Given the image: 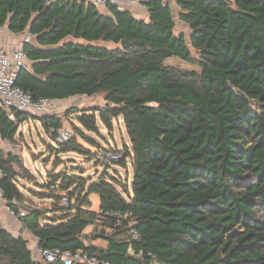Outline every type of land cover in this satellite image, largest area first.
<instances>
[{
  "label": "trees",
  "instance_id": "16d2710c",
  "mask_svg": "<svg viewBox=\"0 0 264 264\" xmlns=\"http://www.w3.org/2000/svg\"><path fill=\"white\" fill-rule=\"evenodd\" d=\"M177 4L189 41L176 34L164 0L145 2L148 20L113 4L102 13L86 0H0V25L30 28L47 47L24 43L32 63L17 84L35 98L100 95L104 105L66 110L75 134L95 143L88 132L122 122L129 138L118 163L131 161L130 186L117 187L108 171L90 184L62 171L40 197L46 208L26 200L18 159L0 146L2 197L15 214L25 210L20 220L40 247L83 250L111 264H264V0ZM172 56L196 68L167 64ZM13 113L0 107L3 141L23 120L38 119L55 140L52 128L63 126L60 113ZM57 142L59 154L90 153L74 135ZM0 264L64 263L36 260L29 240L0 221Z\"/></svg>",
  "mask_w": 264,
  "mask_h": 264
},
{
  "label": "rangeland",
  "instance_id": "374dc122",
  "mask_svg": "<svg viewBox=\"0 0 264 264\" xmlns=\"http://www.w3.org/2000/svg\"><path fill=\"white\" fill-rule=\"evenodd\" d=\"M166 63L182 68H196L194 64L186 62L178 56L167 58ZM98 105H104L102 96L95 95L88 97L78 95L63 103H59L55 107L56 112L63 115V126L71 131L74 138L85 149L90 150V153L87 155L77 152H61L59 154L57 150L59 143L47 132L38 119L20 121L18 132L12 140L3 141L0 139V146L4 152L6 154L9 152L13 153L15 158L18 159V162L14 163V167L22 176L19 177L18 184L20 189L25 193L26 200L33 198L40 207L46 208L49 206L50 201L46 198L41 199L40 197L44 193L51 192L48 183L62 171H67L66 173L70 171L73 175L88 178V184L93 180L99 179L101 175L108 171L110 178L108 176L107 179L118 183L117 187L120 188L125 183L129 185L133 176L131 161L128 162L127 166H123L118 162L106 161L101 156L104 149L114 148L121 150L124 148L125 143L129 141L123 123H116L113 131L102 128L101 134L88 132V135L95 141V143H92L75 134L71 121L65 115L66 110L70 107L76 109ZM97 155L101 158H99L101 164L98 165L91 160L92 157H96ZM111 177L119 178L120 181L113 180ZM39 191L42 192L40 193ZM88 191L89 189L87 188L86 193ZM94 195L96 194L94 193L92 196L94 204H96L94 207L98 208L96 201L99 198L97 196L96 198Z\"/></svg>",
  "mask_w": 264,
  "mask_h": 264
},
{
  "label": "built area",
  "instance_id": "2783aa9c",
  "mask_svg": "<svg viewBox=\"0 0 264 264\" xmlns=\"http://www.w3.org/2000/svg\"><path fill=\"white\" fill-rule=\"evenodd\" d=\"M54 0H48V3H52ZM98 7H106L109 4L116 5L119 9L124 10L125 7L131 5L135 0H86ZM30 36L26 37L25 42H28ZM29 67V59L24 51V46L20 48H14L11 50L5 49L0 45V107L8 111L9 116L15 119L14 111L26 112L33 114L34 116H41L48 113H53L54 107L58 104L57 99L49 97L35 98L33 94L17 84V77L21 69ZM52 132L56 134L57 140L61 143L68 142L72 138L71 131L62 126L60 128H52ZM102 158L106 161L119 162L123 158L121 150H113L110 148L104 149L101 154ZM4 175L0 169V177ZM131 181L129 182V185ZM1 191V189H0ZM2 194V191H1ZM62 204L68 205V197L62 198ZM10 212L16 215L18 218H23L25 210H21L15 214L13 210L9 208ZM117 215H121L117 213ZM132 235L134 238H138V232L133 229ZM34 257L40 261H61L64 264H111L108 260H101L97 256H90L83 250L76 252L70 250H61L59 248H47L40 247L39 245L34 249Z\"/></svg>",
  "mask_w": 264,
  "mask_h": 264
},
{
  "label": "crops",
  "instance_id": "0c3cea01",
  "mask_svg": "<svg viewBox=\"0 0 264 264\" xmlns=\"http://www.w3.org/2000/svg\"><path fill=\"white\" fill-rule=\"evenodd\" d=\"M146 1L147 0H135V2L133 4L128 5L127 7H125V9L130 10L132 12V14L137 18L148 20L149 9L145 5ZM164 1H165V3L170 4V6L172 7L174 20L176 22V29H175L176 34H178V35L185 34L187 40L189 41L192 31H191L190 26L186 22H184L183 20L180 19V16H179L180 7L177 4L178 0H164ZM99 10L102 13H109L107 7H99ZM28 36H30L29 43H31L32 45L39 47V48H47L46 46H42L38 43L37 35L32 34L30 31V28H27L26 30H24L22 32H14L9 28L8 22L4 25H0V45H2L7 50L23 47L24 41H25L26 37H28ZM30 63H32L31 60H29V64ZM76 96H78V95H76ZM73 97H75V96H73ZM73 97H70L68 99H61V100L57 99L58 104L63 103L67 100H70ZM55 107H54L52 112L58 113V112H56ZM0 139H1V137H0ZM93 194L94 193H92L90 195V198L92 200V208L95 210H99V208H100V197L97 194L94 195L95 197L97 196L99 198L96 201L98 208H95L94 205H96V204H94V200L92 197ZM0 221L3 225V227L6 228L7 230H9L10 232H12L15 236L22 234L26 239H28L29 240V246L33 250L38 246L39 241L34 236V234L30 230L24 228L20 218H18L16 215H14L10 212V210L6 204V201L2 197L1 191H0ZM22 228H23V232L20 233V230ZM98 243L104 244L103 242H98Z\"/></svg>",
  "mask_w": 264,
  "mask_h": 264
},
{
  "label": "water",
  "instance_id": "95a60500",
  "mask_svg": "<svg viewBox=\"0 0 264 264\" xmlns=\"http://www.w3.org/2000/svg\"><path fill=\"white\" fill-rule=\"evenodd\" d=\"M122 47H127L128 45H130V42L128 40H123L121 43ZM23 232V228L20 230V233Z\"/></svg>",
  "mask_w": 264,
  "mask_h": 264
}]
</instances>
